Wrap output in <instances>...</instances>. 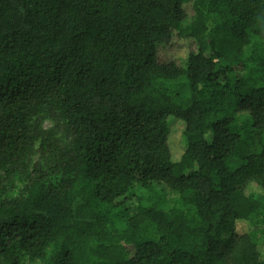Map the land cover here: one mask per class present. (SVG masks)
Instances as JSON below:
<instances>
[{"label":"trees","instance_id":"1","mask_svg":"<svg viewBox=\"0 0 264 264\" xmlns=\"http://www.w3.org/2000/svg\"><path fill=\"white\" fill-rule=\"evenodd\" d=\"M263 137L264 0H0L6 264H264ZM135 182L182 208L154 195L117 229Z\"/></svg>","mask_w":264,"mask_h":264},{"label":"rangeland","instance_id":"2","mask_svg":"<svg viewBox=\"0 0 264 264\" xmlns=\"http://www.w3.org/2000/svg\"><path fill=\"white\" fill-rule=\"evenodd\" d=\"M184 53V49L179 46H174L172 49H162L160 55L166 56L167 54L171 55V57H175L178 61L182 58ZM174 133L172 134V156L173 160H177L183 150L181 145V125L177 122L174 126ZM39 129L54 138H59L53 131H52V123L48 118L44 115L40 118V126ZM263 145H264V137H263ZM16 190H19L23 186V179L19 176H16L14 179ZM152 192L148 191L144 187L141 186V183L135 182L130 190L127 193L125 199H121L116 202V207L113 209V220L116 225V228L119 230H123L126 220L132 216L137 209L139 203L147 204L150 202V199L156 195V197L160 198L161 206L164 208H177L181 209L182 204L179 199V195L175 191H171L164 185H152ZM248 193H253L257 200L260 201L261 206L258 211L252 217V225L250 226V230L252 231V240L256 243H261L264 237V201H263V193L256 188L255 186H250L247 189ZM156 197L154 199H156ZM248 227L244 225H240L237 227L239 232L245 231ZM0 264H6L0 258ZM22 264H32L27 260H24ZM33 264H39L38 262Z\"/></svg>","mask_w":264,"mask_h":264}]
</instances>
